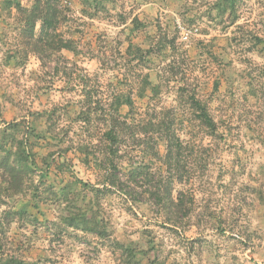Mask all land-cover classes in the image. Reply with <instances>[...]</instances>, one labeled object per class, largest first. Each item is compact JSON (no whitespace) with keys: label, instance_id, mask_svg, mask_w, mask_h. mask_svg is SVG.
Returning <instances> with one entry per match:
<instances>
[{"label":"rangeland","instance_id":"rangeland-1","mask_svg":"<svg viewBox=\"0 0 264 264\" xmlns=\"http://www.w3.org/2000/svg\"><path fill=\"white\" fill-rule=\"evenodd\" d=\"M6 2L0 144L25 140L36 166L10 198L0 147V264H264V0L226 15L224 0H59L72 50L43 53ZM118 118L114 170L105 135ZM71 213L106 235L65 232Z\"/></svg>","mask_w":264,"mask_h":264},{"label":"trees","instance_id":"trees-1","mask_svg":"<svg viewBox=\"0 0 264 264\" xmlns=\"http://www.w3.org/2000/svg\"><path fill=\"white\" fill-rule=\"evenodd\" d=\"M6 1L8 2V5H6L13 6L17 13V16H20L22 18L19 21L20 24L22 23L21 37L22 39L28 41L26 45L34 48V52L43 53V51L60 52L63 50H72L71 42H65L63 38H61L58 34V26L61 18V14L59 12V0H30V7L23 6L19 0H5V2ZM237 1L238 0H224V11L220 15H226L227 13L235 14V6ZM231 23H234V19ZM37 25H39L40 28L38 35L36 34ZM133 52H135V50ZM148 52H151V50L147 51V53ZM130 53H132V50L130 51ZM149 86V83L144 81L141 87V92L146 91ZM83 99L86 100V103H88V101L91 99V96L85 91ZM126 104L132 106L131 101L127 102ZM190 104L191 107L197 112V119L200 121L202 126L210 132L216 131V122L210 116L207 107L200 101H198L194 96L191 97ZM118 105L120 106V103ZM89 106L92 107V105ZM117 120L116 122L118 124L114 123L115 126H113V129L108 131L105 135L106 141L110 144V146L106 148V153L108 154L107 158L109 159L108 163L110 164V166L112 165L114 167V170L117 169L114 165V158L118 155L117 149L120 137V134L118 132L116 133V130L114 129L119 128L120 131L122 130V128L124 129L126 125L125 123H120V118H118ZM18 126L19 125H15L14 128H17ZM9 138L10 137L4 136L5 144H0L1 151L7 153L2 163L4 168L2 179L3 182L7 184L5 192L10 189L12 193L9 194V197L13 198L12 196L17 193H25L27 189H29V187H26L25 189V186L28 183L34 184V180H32L31 174L33 173V169L36 165L28 154V144L25 140H21V142H19L15 148L14 143H11V149H5V146L8 144L7 142H9ZM178 144L179 143L176 144V148L178 147ZM104 185L117 187L120 192L122 191V188L118 186L119 182L117 183L115 179L113 177H110L109 175L105 176ZM107 186H105L104 188L108 193H110L111 190L107 189ZM1 187L2 185L0 186V188ZM13 190H15L16 193H13ZM94 192L98 194L101 192V190L97 189ZM167 192L168 201H173V199L171 198L170 189H167ZM171 204H173L172 206L175 207L174 203ZM19 212L21 213V215H26L27 207L25 206L21 208ZM58 224L64 226L65 232L67 231V229L71 228L73 230L80 229L86 232L95 233L96 235H98V237L106 235V232L100 229L106 228L103 225L102 219L94 215L87 216L85 214H82L81 216H78L71 213L68 217L60 219ZM6 264L25 263L22 261L19 262L15 259H8Z\"/></svg>","mask_w":264,"mask_h":264}]
</instances>
